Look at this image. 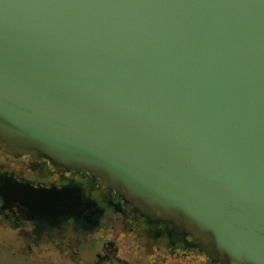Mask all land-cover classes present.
<instances>
[{
  "label": "water",
  "instance_id": "95a60500",
  "mask_svg": "<svg viewBox=\"0 0 264 264\" xmlns=\"http://www.w3.org/2000/svg\"><path fill=\"white\" fill-rule=\"evenodd\" d=\"M0 150L99 180L213 263L264 264V0H0ZM0 195L50 227L102 214Z\"/></svg>",
  "mask_w": 264,
  "mask_h": 264
},
{
  "label": "flooded vegetation",
  "instance_id": "af4514ba",
  "mask_svg": "<svg viewBox=\"0 0 264 264\" xmlns=\"http://www.w3.org/2000/svg\"><path fill=\"white\" fill-rule=\"evenodd\" d=\"M0 156L3 159H0V187L66 191L74 195L77 191L84 201L94 204L95 211H102L95 221L69 220L50 227L28 220V210L23 216L21 208L16 206L11 211L3 209L0 200V227L11 228L25 241H30L26 243L29 253L43 251V243L56 248L60 244L55 242L72 239L73 256L78 264H145L146 261V264H220L213 263L194 247L191 236L173 231L171 223H150L97 179L56 170L45 161L27 156L17 159L1 150ZM121 251L130 255L133 262L122 257Z\"/></svg>",
  "mask_w": 264,
  "mask_h": 264
},
{
  "label": "rangeland",
  "instance_id": "374dc122",
  "mask_svg": "<svg viewBox=\"0 0 264 264\" xmlns=\"http://www.w3.org/2000/svg\"><path fill=\"white\" fill-rule=\"evenodd\" d=\"M0 159L3 160L1 156ZM70 235L71 234L67 235L66 238ZM78 237L80 238V236ZM113 237L114 236L111 238ZM27 242L30 241H25L19 234L13 232L11 228L0 227V264H13V259H16L18 264H22L19 259H27L42 264H78L73 256V242L71 241L67 242L65 240L64 243L55 242L60 244V246L56 248L45 246L47 243H43L41 244V249H43V251L36 250L32 253H29L27 250ZM58 244L56 246H58ZM32 247L36 249L34 243ZM120 255L122 257L125 256L130 263L133 262L132 257L130 255H125L124 251H121Z\"/></svg>",
  "mask_w": 264,
  "mask_h": 264
},
{
  "label": "trees",
  "instance_id": "16d2710c",
  "mask_svg": "<svg viewBox=\"0 0 264 264\" xmlns=\"http://www.w3.org/2000/svg\"><path fill=\"white\" fill-rule=\"evenodd\" d=\"M70 241L72 242V239ZM19 260L22 262V264H42L39 262L29 261L27 259H19ZM12 262H13V264H18L16 259H13Z\"/></svg>",
  "mask_w": 264,
  "mask_h": 264
}]
</instances>
